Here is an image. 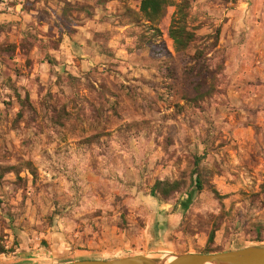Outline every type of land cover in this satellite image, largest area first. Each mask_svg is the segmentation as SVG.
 I'll return each mask as SVG.
<instances>
[{
	"label": "rangeland",
	"instance_id": "1",
	"mask_svg": "<svg viewBox=\"0 0 264 264\" xmlns=\"http://www.w3.org/2000/svg\"><path fill=\"white\" fill-rule=\"evenodd\" d=\"M64 1L0 10V233L14 248L0 264L202 253L217 221L224 252L264 245L248 241L264 239V0H191L196 40L181 55L167 36L174 8L157 38L140 0H114L98 43L64 54ZM35 8L40 27L25 14ZM158 181L180 190L162 202ZM238 217L246 234L225 239Z\"/></svg>",
	"mask_w": 264,
	"mask_h": 264
},
{
	"label": "trees",
	"instance_id": "2",
	"mask_svg": "<svg viewBox=\"0 0 264 264\" xmlns=\"http://www.w3.org/2000/svg\"><path fill=\"white\" fill-rule=\"evenodd\" d=\"M226 3H234L235 0H220ZM174 8V13L171 18V22L167 31V36L172 42L173 51L176 55L184 54L190 47V45L196 40V35L189 25V13L192 8L191 0H180L176 2L175 0H140L138 17L139 21H142L149 31L153 34V37L160 38L162 37V32L158 28V25L165 17L168 8ZM80 8L72 6L64 2V7L62 9V15L60 16L57 24L59 26V31L67 30V25L73 24L72 13L78 11ZM72 19H71V18ZM69 31V30H68ZM31 37V36H30ZM218 40V39H216ZM41 42H39L40 44ZM37 41L34 42L35 47H41L37 45ZM143 45L141 43L135 44V49L141 50ZM67 79L71 82L74 81L72 76L67 75ZM17 101L21 110L19 111L17 117H22V109L26 106L29 101V97L25 95V98L22 99L20 96H17ZM200 160L195 162V171L196 175L194 181V188L198 192H202L204 184L201 179V172L199 168ZM153 192L157 195L158 199L162 202H168L171 198L179 192L180 187L178 183H169L166 181H158L154 184L152 188ZM214 197L219 201L224 199L217 190L214 188L211 189ZM260 195L264 198V182L260 185ZM230 217V214H229ZM229 219V218H228ZM228 226L225 227L224 237L227 239L230 236L231 231H242L244 233L246 230V220L238 217L237 219L231 220L228 222ZM221 230V223L219 221L213 223L212 228L208 234L206 246L202 251L203 254H215L219 252H224L222 248H219L215 244L216 234ZM246 234V232H245ZM6 236L0 233V255H6L14 253V248H8L6 245ZM251 243H263L264 239L262 238V233L260 230L256 231L255 237L251 240H248Z\"/></svg>",
	"mask_w": 264,
	"mask_h": 264
},
{
	"label": "crops",
	"instance_id": "3",
	"mask_svg": "<svg viewBox=\"0 0 264 264\" xmlns=\"http://www.w3.org/2000/svg\"><path fill=\"white\" fill-rule=\"evenodd\" d=\"M5 3L3 5H0V10L3 9H7L8 11L11 10L12 6L8 3V1L10 0H4ZM114 0H65L64 2L72 5V6H76L78 8H80L78 11H74L72 13V16L74 14V17H76V21L74 24L72 25H67V30H63L62 32H60L59 30V38L62 40L61 42V48L64 49L63 53L64 54H71V51L73 49V43L72 41H76L78 43H80L78 51H77V55L83 54L85 55V51H86V47H88V45H86L88 42L87 41H91V42H96L98 43L96 40L98 38V34L99 33H103L104 35V31L107 28H101L100 29V21H99V17L102 14L107 13L108 15H110V13H112V11L110 9H112L111 7H113V2ZM209 0H199V3L202 4H206V2ZM63 2V3H64ZM140 5V3H139ZM229 6H232L231 4H229ZM64 7V4L61 8V12H60V16L62 15V9ZM101 8L104 9L103 11H101ZM20 9H22V5L20 3L15 5V10L16 11H20ZM170 9V8H169ZM139 11V7L137 9V12ZM172 11H174V9H172ZM30 13H25L28 16V19L36 26L40 27V24H42L40 21H38L36 15L38 14V8H35V10L29 11ZM59 16V18H60ZM6 17L5 14H1L0 18ZM8 19L11 18L10 16H7ZM71 18V17H70ZM72 19V18H71ZM74 21V20H73ZM46 24H43L42 26H45ZM51 24H47V27L45 28H50ZM69 30V31H68ZM94 40V41H93ZM99 47V46H98ZM173 48V47H172ZM82 52V53H81ZM172 53H174V51H172ZM87 54V52H86ZM81 58H84V56H81ZM87 64V59H85L84 61H82V63L80 65H78V67L74 68V71L79 72L80 69H84L85 65ZM69 67L66 68V70H68Z\"/></svg>",
	"mask_w": 264,
	"mask_h": 264
},
{
	"label": "water",
	"instance_id": "4",
	"mask_svg": "<svg viewBox=\"0 0 264 264\" xmlns=\"http://www.w3.org/2000/svg\"><path fill=\"white\" fill-rule=\"evenodd\" d=\"M67 264H264V245H250L215 254L136 255L111 260L83 259Z\"/></svg>",
	"mask_w": 264,
	"mask_h": 264
},
{
	"label": "built area",
	"instance_id": "5",
	"mask_svg": "<svg viewBox=\"0 0 264 264\" xmlns=\"http://www.w3.org/2000/svg\"><path fill=\"white\" fill-rule=\"evenodd\" d=\"M5 3L4 0H0V5H3Z\"/></svg>",
	"mask_w": 264,
	"mask_h": 264
}]
</instances>
